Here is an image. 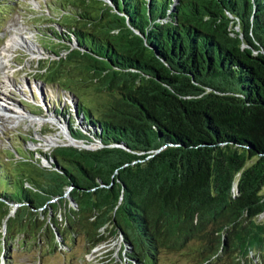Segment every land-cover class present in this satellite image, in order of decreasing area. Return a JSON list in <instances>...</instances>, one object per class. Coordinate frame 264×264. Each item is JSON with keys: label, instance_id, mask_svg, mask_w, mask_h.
Segmentation results:
<instances>
[{"label": "trees", "instance_id": "obj_1", "mask_svg": "<svg viewBox=\"0 0 264 264\" xmlns=\"http://www.w3.org/2000/svg\"><path fill=\"white\" fill-rule=\"evenodd\" d=\"M20 1L0 0V28ZM67 1L73 23L38 32L66 52L49 76L62 65L66 81L50 85L77 106L53 111L75 141L101 145L57 146L46 167L16 147L24 167H0L6 231L17 221L27 230L11 233L59 244L78 230L89 249L120 239L124 264L162 250L264 264V0ZM90 83L105 92L95 106L71 90Z\"/></svg>", "mask_w": 264, "mask_h": 264}, {"label": "rangeland", "instance_id": "obj_2", "mask_svg": "<svg viewBox=\"0 0 264 264\" xmlns=\"http://www.w3.org/2000/svg\"><path fill=\"white\" fill-rule=\"evenodd\" d=\"M44 1L52 9L48 11L49 14H42L43 0L38 1L37 5L31 4L28 0H21L13 10L6 12L5 23L0 28V105L3 106V109H0V167L2 169L18 170L24 167L11 164L12 157L19 158L14 151L16 147L19 149L17 152L20 157L28 156L29 153L36 162L46 167L49 166V162L42 154L48 155L57 146L76 145L71 142L74 140L70 138L66 119L60 113L57 114L58 116L55 115L53 111L55 108H63L65 114L76 116L77 106L75 108L72 92L62 90L55 84L50 85L55 79L60 82L66 81L64 78L67 77V73L63 70L64 66L59 65L60 72L56 74L55 79L49 77L57 67V64L53 63L54 60H57L59 55L64 57L66 52L59 51V55L47 52L45 48L51 44L47 43L44 35L38 34L39 31L48 32L47 27L54 28L53 22L73 23L70 15L62 13L58 7V4L69 1ZM4 11L0 10V12ZM47 34L50 35V32ZM13 39L17 42L13 43ZM10 45L12 47H9ZM45 73L47 76L44 75ZM77 75L81 74L76 72ZM83 82L84 80L79 78L77 84ZM71 90L82 97L87 105L95 106L105 100V92L98 90L91 83L76 85L71 87ZM74 121V123L80 122L78 117ZM24 138H28L27 141ZM76 142L82 146L81 141ZM100 145L98 141H94L86 147L95 149ZM1 186L2 183L0 189ZM67 194L68 192L64 196ZM7 205H10L9 212L12 215L16 206L12 203ZM1 206L0 204V208ZM46 208L47 206L42 207L38 212ZM263 217L262 215L260 218ZM26 228L27 225L20 226L17 221H13L9 227L10 232H7L4 220H0V264H124L120 239H110L108 243L89 249L86 235L78 230L73 234L64 231L60 243L55 244L50 241L53 239L49 233L16 234L24 229L27 230ZM14 230L19 232L11 233ZM156 264L193 263L190 255L162 250Z\"/></svg>", "mask_w": 264, "mask_h": 264}, {"label": "clouds", "instance_id": "obj_3", "mask_svg": "<svg viewBox=\"0 0 264 264\" xmlns=\"http://www.w3.org/2000/svg\"><path fill=\"white\" fill-rule=\"evenodd\" d=\"M30 3H33V0H28ZM43 3H44V8L42 9V14H44V15H46V14H49L48 13V11L50 10L49 8H48V5H47V3H45V1L43 0ZM34 4V3H33ZM63 13V12H62ZM60 17H61V15H60ZM54 18H57V17H55L54 16Z\"/></svg>", "mask_w": 264, "mask_h": 264}, {"label": "bare ground", "instance_id": "obj_4", "mask_svg": "<svg viewBox=\"0 0 264 264\" xmlns=\"http://www.w3.org/2000/svg\"><path fill=\"white\" fill-rule=\"evenodd\" d=\"M12 42H13V43H16L17 40H16V39H13ZM9 47H12V46L10 45ZM2 107H3V106L0 105V109H3ZM71 142H72L73 144H80V143H78V142H76V141H71Z\"/></svg>", "mask_w": 264, "mask_h": 264}, {"label": "water", "instance_id": "obj_5", "mask_svg": "<svg viewBox=\"0 0 264 264\" xmlns=\"http://www.w3.org/2000/svg\"><path fill=\"white\" fill-rule=\"evenodd\" d=\"M72 140H74L72 137H70ZM75 141V140H74ZM82 146H80V144L79 145H74V146H79V147H85V148H89V147H86V145L85 144H81Z\"/></svg>", "mask_w": 264, "mask_h": 264}]
</instances>
